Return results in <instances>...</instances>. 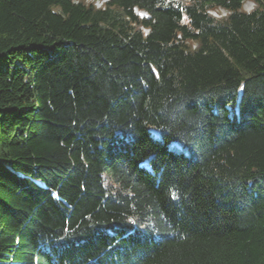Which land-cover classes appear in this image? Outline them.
<instances>
[{
	"label": "trees",
	"instance_id": "16d2710c",
	"mask_svg": "<svg viewBox=\"0 0 264 264\" xmlns=\"http://www.w3.org/2000/svg\"><path fill=\"white\" fill-rule=\"evenodd\" d=\"M0 264H264V0H0Z\"/></svg>",
	"mask_w": 264,
	"mask_h": 264
},
{
	"label": "rangeland",
	"instance_id": "374dc122",
	"mask_svg": "<svg viewBox=\"0 0 264 264\" xmlns=\"http://www.w3.org/2000/svg\"><path fill=\"white\" fill-rule=\"evenodd\" d=\"M87 4H95V6L97 8H104L105 4L107 3V0H84ZM256 4L253 1L250 2H246L243 5V9L246 12H251L254 8H255ZM209 13L215 17L216 19L220 20L225 18L228 15V12H226L225 10L221 9V8H216V9H212L209 11ZM137 14L143 18L146 17V15L143 12H137ZM193 48H196V44H193Z\"/></svg>",
	"mask_w": 264,
	"mask_h": 264
}]
</instances>
